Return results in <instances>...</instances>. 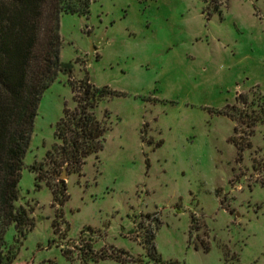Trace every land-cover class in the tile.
<instances>
[{
    "label": "rangeland",
    "instance_id": "374dc122",
    "mask_svg": "<svg viewBox=\"0 0 264 264\" xmlns=\"http://www.w3.org/2000/svg\"><path fill=\"white\" fill-rule=\"evenodd\" d=\"M60 33L73 71L42 95L16 201L32 226L11 224L0 253L264 264V0H93L62 14ZM85 79L114 94L94 109L103 149L77 168L56 126Z\"/></svg>",
    "mask_w": 264,
    "mask_h": 264
},
{
    "label": "trees",
    "instance_id": "16d2710c",
    "mask_svg": "<svg viewBox=\"0 0 264 264\" xmlns=\"http://www.w3.org/2000/svg\"><path fill=\"white\" fill-rule=\"evenodd\" d=\"M92 2L0 0V240L11 224L20 231L32 226L28 211L16 207L23 159L43 93L60 73L73 71L71 63L61 60L60 19L62 14L88 15ZM71 86L76 107H65L56 137L62 142L63 163L79 168L88 156L103 149L107 127L94 109L114 92L88 79ZM237 146L240 151L245 148L241 143ZM153 238L150 234L146 242L158 260ZM11 261L10 255L0 253V264Z\"/></svg>",
    "mask_w": 264,
    "mask_h": 264
}]
</instances>
